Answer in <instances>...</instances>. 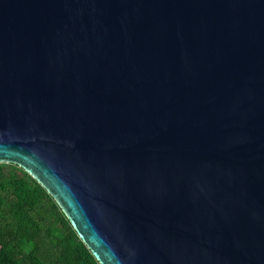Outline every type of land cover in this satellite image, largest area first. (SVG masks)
Masks as SVG:
<instances>
[{
	"label": "water",
	"instance_id": "95a60500",
	"mask_svg": "<svg viewBox=\"0 0 264 264\" xmlns=\"http://www.w3.org/2000/svg\"><path fill=\"white\" fill-rule=\"evenodd\" d=\"M0 163L100 264H264V0H0Z\"/></svg>",
	"mask_w": 264,
	"mask_h": 264
},
{
	"label": "trees",
	"instance_id": "16d2710c",
	"mask_svg": "<svg viewBox=\"0 0 264 264\" xmlns=\"http://www.w3.org/2000/svg\"><path fill=\"white\" fill-rule=\"evenodd\" d=\"M0 264H100L55 199L13 163H0Z\"/></svg>",
	"mask_w": 264,
	"mask_h": 264
}]
</instances>
